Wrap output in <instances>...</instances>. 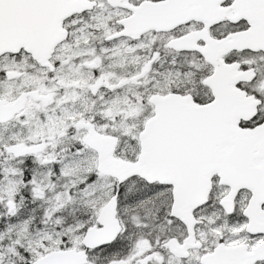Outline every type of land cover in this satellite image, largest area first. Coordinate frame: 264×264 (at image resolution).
<instances>
[{"label":"snow or ice","instance_id":"1","mask_svg":"<svg viewBox=\"0 0 264 264\" xmlns=\"http://www.w3.org/2000/svg\"><path fill=\"white\" fill-rule=\"evenodd\" d=\"M0 264H264V0H0Z\"/></svg>","mask_w":264,"mask_h":264}]
</instances>
